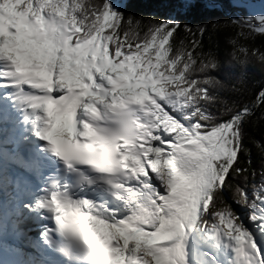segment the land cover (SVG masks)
<instances>
[{
    "label": "snow or ice",
    "instance_id": "6c2138e0",
    "mask_svg": "<svg viewBox=\"0 0 264 264\" xmlns=\"http://www.w3.org/2000/svg\"><path fill=\"white\" fill-rule=\"evenodd\" d=\"M234 27L222 46L220 32ZM256 35L264 13L193 27L113 0H0V88L14 90L35 135L91 192L54 184L36 201L76 251L94 264H192L186 231L198 218L229 250L227 264H264V145L246 131L264 109V85L238 104L221 94L236 83L215 75L264 62L247 43Z\"/></svg>",
    "mask_w": 264,
    "mask_h": 264
},
{
    "label": "trees",
    "instance_id": "16d2710c",
    "mask_svg": "<svg viewBox=\"0 0 264 264\" xmlns=\"http://www.w3.org/2000/svg\"><path fill=\"white\" fill-rule=\"evenodd\" d=\"M113 4L122 8L125 12L134 14H157L158 16L173 17L180 19L182 23L187 22L195 27L198 24L218 19L222 21L229 20L233 16H248L258 13H264V0H215L209 4L207 0H189V2H180V0H113ZM262 9V10H261ZM239 27L223 30L220 32V42L224 45V36H235ZM107 32V29H106ZM207 35V33L205 34ZM181 37L176 38L177 46ZM189 38L184 43L188 44ZM249 45H255L261 52H264V36L256 35L254 39L247 41ZM167 48V45L165 46ZM221 61L225 60L224 52H221ZM241 74L243 79L239 80ZM215 75L219 76L227 84L236 83L238 92L224 91L221 94L226 95L228 99H235L237 103L251 102L256 91L264 85V62L253 60L246 67L223 65ZM218 109L209 107V111L215 113ZM264 109L255 110V122L247 126L248 138L254 139L259 145H264V119H260ZM222 118V117H218ZM251 156L255 161L260 156V150L255 144H249ZM224 195L231 202V194L225 190ZM233 207L246 217L247 209L241 208L237 204ZM245 222L247 220L245 219ZM3 242H0V252L5 254ZM5 249V250H4ZM11 254V253H9ZM0 259L2 255H0Z\"/></svg>",
    "mask_w": 264,
    "mask_h": 264
},
{
    "label": "bare ground",
    "instance_id": "6f19581e",
    "mask_svg": "<svg viewBox=\"0 0 264 264\" xmlns=\"http://www.w3.org/2000/svg\"><path fill=\"white\" fill-rule=\"evenodd\" d=\"M7 96L8 95L4 94L3 96H1V98L4 99ZM11 117H12L11 118L12 121H16V124L19 123L16 115L12 114ZM9 118L10 117L7 116L5 120H8ZM22 118L23 117L21 116V121H22ZM0 121H1V118H0ZM31 124H32V121H31ZM17 126H19V125H17ZM5 127H4V130H2V127H0V137H1V139H3L4 136L7 135V138H8L7 147L9 149V152L12 154H8L6 152V149H5L6 143L5 142L2 143V141H0V198L2 197L4 199H8L7 200L8 204H4V202L2 200L3 206L0 208V210H1L0 213H6V215L12 219L11 225L8 226V231L12 235L7 231V225L2 224L0 227H2V229L4 228L6 230L5 232L7 234H9L12 237V239H14V240L16 239L15 241H17V243H18L17 257L13 253L14 250L12 251L9 249V253L14 254V258L10 257L11 258V264H14L13 261L15 260V257L18 258L17 262L15 260L16 264H40V261H42V264H45L44 261L40 258V252H39V248L41 246L42 240L37 239L36 233L34 232L35 230L38 231V229L32 228V225L37 224L40 219H38L35 222H33V220H32V222L30 224H25L23 221H21L17 218V214L12 213V209L9 206V204L12 200L11 199V196H12L11 190L14 189L17 192L20 187H19V184L16 182L15 183H12L11 181H9V183L7 182L6 172L4 170L9 171V170L14 169L15 167L13 166V164L22 163L23 160L21 157L22 149L19 148L18 141L16 140L15 137L10 136V130H6ZM33 130H34V136H33L34 140H27V141L31 142L32 144L33 143L35 144L36 143L35 139L38 141H41V139L35 135L34 127H33ZM29 146H30V143H29ZM16 155H17V157H16ZM40 155H41V152H40ZM41 160H43V159H41ZM46 162H48V161H46ZM2 170L4 172H2ZM38 172H39V174L43 173V170L41 171V167H39ZM33 195L34 194H32V196ZM17 196L21 200L19 194H17ZM32 210L36 211V215H39V208L34 207ZM0 216H1L0 222H2V214H0ZM33 218H35V215H33ZM40 226L44 227L43 224L38 225V227H40ZM38 240H39V243H38ZM193 252H194V250H191V255ZM39 259H40V261H39ZM192 264H195V263L192 261Z\"/></svg>",
    "mask_w": 264,
    "mask_h": 264
},
{
    "label": "rangeland",
    "instance_id": "374dc122",
    "mask_svg": "<svg viewBox=\"0 0 264 264\" xmlns=\"http://www.w3.org/2000/svg\"><path fill=\"white\" fill-rule=\"evenodd\" d=\"M18 122H19V120H18ZM13 135H14V131H13ZM13 135H10V136L13 137ZM0 141H2V143L3 142L6 143V146H5L6 152L8 154H12V153L9 152V149L7 147V142H8L7 135H5L3 139H1V137H0ZM16 157H17V155H16ZM4 171L6 172V180L9 183V181H10L9 175H10V171L11 170H9V171L4 170ZM4 171L2 170V172H4ZM1 200H3L4 204H8V201H7L8 199H4V198L1 197ZM23 208H25V206ZM26 212L28 213V211H26ZM0 218H1V216H0ZM2 224L3 223L0 222V226ZM190 225L191 226L186 231V234H187L186 235V241L190 239L192 241V244H193L192 250H194V252L191 255L192 261L195 264H201V263L202 264H211V262L208 261L205 258L204 253L200 250V242H203L204 247L206 248L207 251H210V252H213V253L218 254V259L221 260V261H224L226 263V261H227V254H228V251L229 250L224 248L223 243L217 244L216 240L213 237H210V236H207V238L204 237V234H206V233L202 229H200L198 227V225H199V219L198 218H193L190 221ZM249 227H250V225H249ZM7 231H8V226H7ZM13 253L17 257V250H14ZM16 257H15V260L17 262L18 258H16ZM15 260L13 261L14 264H16ZM39 261H40V259H39ZM40 264H42V261H40Z\"/></svg>",
    "mask_w": 264,
    "mask_h": 264
}]
</instances>
